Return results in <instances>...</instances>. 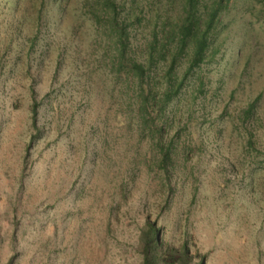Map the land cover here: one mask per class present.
Returning <instances> with one entry per match:
<instances>
[{
  "label": "rangeland",
  "instance_id": "1",
  "mask_svg": "<svg viewBox=\"0 0 264 264\" xmlns=\"http://www.w3.org/2000/svg\"><path fill=\"white\" fill-rule=\"evenodd\" d=\"M99 1L0 0V264H142L148 225L161 264H264V0H229L149 115ZM135 2L149 33L185 0Z\"/></svg>",
  "mask_w": 264,
  "mask_h": 264
},
{
  "label": "trees",
  "instance_id": "2",
  "mask_svg": "<svg viewBox=\"0 0 264 264\" xmlns=\"http://www.w3.org/2000/svg\"><path fill=\"white\" fill-rule=\"evenodd\" d=\"M208 1L210 0H185L181 17L168 31H165L164 22L159 29L160 16H156L157 11L159 12L156 8L154 18L151 17V24L154 26L149 33L145 32L143 24L144 6L140 7L135 0H100L98 5L101 6H97L96 11L90 13L95 24L99 27H109L115 34L117 56L114 64L118 70L116 76H123L127 81V93H133L135 88L140 90L136 99L141 114L145 112L149 115V101L154 102L153 109L159 106L156 97L161 88L160 96L163 100L173 101L181 93L189 71L204 63L211 44L210 32L219 12L229 0H211V5H208ZM181 55L186 58L188 68L185 74L179 77L178 69L183 65L180 61ZM159 101L161 102V99ZM164 124L171 127L173 121L166 120ZM167 158L169 154L164 153L162 165ZM155 232V228L148 225L144 235L142 264H158L159 261L160 264L163 263L162 246ZM169 252L170 258L175 259L176 264H183L189 259L185 247Z\"/></svg>",
  "mask_w": 264,
  "mask_h": 264
}]
</instances>
